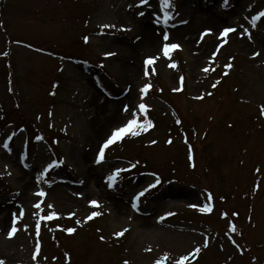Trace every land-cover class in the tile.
Returning <instances> with one entry per match:
<instances>
[{"label":"rangeland","instance_id":"rangeland-1","mask_svg":"<svg viewBox=\"0 0 264 264\" xmlns=\"http://www.w3.org/2000/svg\"><path fill=\"white\" fill-rule=\"evenodd\" d=\"M139 2L0 0V130L7 123L30 142L43 139L68 169L45 175L53 159L43 144L22 149L19 137L6 149L10 128L0 134L5 263H30L24 242L40 244L37 264H176L186 255V264H264V24L253 26L248 18L264 0H171L175 21L168 24L162 17L170 11L161 0L144 8ZM227 26L237 32L220 47ZM206 30L211 34L202 38ZM164 34L181 45L170 58L163 56ZM148 36L153 43L144 48ZM152 56L160 58L145 76L144 61ZM75 62L105 67L111 79ZM145 85L151 91L142 93ZM141 103L150 109L144 116ZM134 113L151 126L111 145L107 161L97 164L102 143ZM20 150L33 155L24 159ZM126 165L132 177H149H123L110 189L108 177ZM150 177L172 183L170 189L133 208V194L154 183ZM41 191L46 195L37 196ZM92 200L100 207H90ZM36 203L61 218L101 214L79 224L49 220L43 213L33 217ZM160 213L171 226L157 225ZM11 227L17 232L9 238ZM124 229L130 232L118 238ZM196 248L200 253L192 255Z\"/></svg>","mask_w":264,"mask_h":264},{"label":"snow or ice","instance_id":"snow-or-ice-1","mask_svg":"<svg viewBox=\"0 0 264 264\" xmlns=\"http://www.w3.org/2000/svg\"><path fill=\"white\" fill-rule=\"evenodd\" d=\"M225 4H227L228 0H224ZM162 3L163 5L166 7V8H171L172 7V4H171V0H162ZM146 5H149L150 6V0H140L139 4L137 5V7L139 8H144ZM131 7V6H130ZM139 16L143 17L146 15V12L145 11H140L138 13ZM260 16L261 17H264V13H260ZM171 19V17L169 16V14L167 12H165L164 14V22L165 23H168L169 20ZM184 23H187V21H184ZM255 25V20L253 21V26ZM103 27H115V25H104ZM245 32H247V29H244ZM234 32H237V29L235 27H232V26H227V27H224L222 32L220 33V39L224 41V43H226L227 41L224 39L226 37L229 36L230 33H234ZM211 34V30H206L205 32L202 33V38L203 36H207V35H210ZM248 38L251 39V33H248ZM164 43H163V46H162V52H163V56L164 57H169V53H171L172 51L174 50H178L181 48V45L178 44V43H169L170 41V36L168 34H164L163 37H162ZM88 42V37H85V43ZM222 46V45H221ZM108 55H114V53H109ZM261 54L259 52H256L255 53V56L256 57H259ZM160 57L159 56H152V57H148L146 58L145 60V67H146V71L144 73L145 76H148L149 75V70L150 67L152 65H154V63L159 59ZM170 58V57H169ZM170 67H176L175 64H171ZM225 67L227 68H231L232 65L231 63L227 64ZM151 71L154 73V68H151ZM203 71L207 72L209 71L208 68H204ZM228 73L225 72V75H227ZM183 82V78H181V83ZM219 83V82H217ZM151 87V85H145L144 88L141 89V92L142 93H146L149 88ZM216 87V84H213V88ZM181 89L180 88H177V89H174V91H180ZM207 95H212V93H208ZM204 97L203 96H198L196 97V99H203ZM139 110L140 111H145L146 110V105L141 103L139 106H138ZM261 111L264 112V106H261ZM124 112L127 113L128 112V106H125L124 108ZM151 126V122H149L148 125H145V124H142L140 123L136 118H135V113L133 114V118L130 119L123 127H118L116 128L110 135L108 138H106V140L102 143L101 147L98 149V153H97V159H96V163L97 164H100L102 162H104L105 160V151L106 149L109 148V146L113 145L114 143H116L117 141H120L123 137H125L126 135L128 134H131L133 136H135L137 134V131L140 129V128H147ZM155 143V142H153ZM169 144L172 143L171 140L168 141ZM4 147L7 149L9 146L7 144H4ZM132 167L134 168L135 165H132ZM126 169H119L117 170V172L114 174V175H111L108 177V183L111 185L112 182L114 180H116L120 174V172H123L125 171ZM160 183V179L159 177H156L155 178V182L150 184L148 186V188H146L144 191H141L136 197V201H139L141 199V197H143L145 195V192L149 189H154L158 186V184ZM37 196L39 197H43L46 195V193L44 192H38L36 193ZM208 199L211 200L212 199V196L211 194H209L208 196ZM90 204V207H93V208H98L100 207L99 203L95 200H92L89 202ZM135 206V205H133ZM34 207L36 209H39L41 207V203H36L34 205ZM51 207V206H49ZM195 207V206H193ZM204 211H209L208 208H205ZM101 213L99 212H92L86 219L87 220H91L93 219L94 217L100 215ZM55 215V214H53ZM74 215V214H72ZM227 214H225L226 216ZM238 215V214H237ZM49 220H51L53 218V216H48L47 217ZM14 219H15V216H14ZM163 220V218H161ZM77 224L80 223V221H76ZM236 228L235 226L233 225L232 226V231L235 232ZM17 229L15 227H11L10 230H9V238H12L15 233H16ZM66 231H68L70 234L71 233H74L75 232V229L72 228V229H67ZM128 229H124L123 231L117 233V237H121L125 234V232H127ZM104 237H101V240H103ZM208 246V243L207 241H205L204 243V247H207ZM149 251H151V249H149ZM201 251L200 248H196L194 250V252L192 253V255H197L199 254ZM36 255H39V251L37 250V253ZM35 258V257H34ZM167 259V257H165V260ZM189 261V256H183L181 259H179L176 264H186V262ZM0 264H5V261L3 260H0ZM124 264H128L127 261L124 262ZM157 264H161L160 261L157 262Z\"/></svg>","mask_w":264,"mask_h":264},{"label":"bare ground","instance_id":"bare-ground-1","mask_svg":"<svg viewBox=\"0 0 264 264\" xmlns=\"http://www.w3.org/2000/svg\"><path fill=\"white\" fill-rule=\"evenodd\" d=\"M147 35H148V34H147ZM151 38H152L151 36H148V37H145V38H144V40H143V42H142L144 48H147V45H150V44L153 43V42H151ZM112 66H113V67H117L118 65H114V64H113Z\"/></svg>","mask_w":264,"mask_h":264}]
</instances>
